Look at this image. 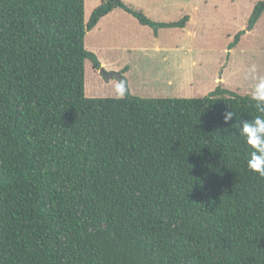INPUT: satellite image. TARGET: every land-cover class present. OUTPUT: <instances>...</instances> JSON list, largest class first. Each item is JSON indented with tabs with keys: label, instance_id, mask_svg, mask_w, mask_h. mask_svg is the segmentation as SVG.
<instances>
[{
	"label": "trees",
	"instance_id": "16d2710c",
	"mask_svg": "<svg viewBox=\"0 0 264 264\" xmlns=\"http://www.w3.org/2000/svg\"><path fill=\"white\" fill-rule=\"evenodd\" d=\"M85 2L0 0V264H264V177L238 131L260 115L251 96L86 97L102 19L190 17L106 0L86 21Z\"/></svg>",
	"mask_w": 264,
	"mask_h": 264
},
{
	"label": "rangeland",
	"instance_id": "374dc122",
	"mask_svg": "<svg viewBox=\"0 0 264 264\" xmlns=\"http://www.w3.org/2000/svg\"><path fill=\"white\" fill-rule=\"evenodd\" d=\"M105 1L86 0V21ZM122 1L154 22H178L186 16L190 21L184 29L155 32L119 9L102 19L87 34L86 48L102 66L106 64L108 69L102 68L108 73L123 75L124 83L106 80L87 61L86 97L120 98L129 91L141 98H203L218 86L251 96L264 78V14L255 29L229 50L234 37L247 28L255 6L264 0ZM145 46H159L162 52H144ZM126 65L130 69L124 74Z\"/></svg>",
	"mask_w": 264,
	"mask_h": 264
},
{
	"label": "clouds",
	"instance_id": "9594fccd",
	"mask_svg": "<svg viewBox=\"0 0 264 264\" xmlns=\"http://www.w3.org/2000/svg\"><path fill=\"white\" fill-rule=\"evenodd\" d=\"M251 71H256L255 66ZM251 99L255 102L256 110L260 115L251 120H243L238 131L251 149L250 157L247 160L248 170L264 177V78H260L256 83ZM234 116L232 111H226L223 114L224 123L232 121Z\"/></svg>",
	"mask_w": 264,
	"mask_h": 264
},
{
	"label": "crops",
	"instance_id": "0c3cea01",
	"mask_svg": "<svg viewBox=\"0 0 264 264\" xmlns=\"http://www.w3.org/2000/svg\"><path fill=\"white\" fill-rule=\"evenodd\" d=\"M150 49H152L153 50V52L154 53H161L162 52V48H160L159 46H154L153 48H150V47H148V46H145V47H142L141 48V50L143 51L144 50V52H152V51H150ZM133 50H138L136 47L133 49ZM167 58H165V63H167V60H166ZM103 63V66L102 67H105V68H107V66H106V64L104 63V62H102ZM108 69V68H107ZM115 69H117V67L116 68H114V70ZM130 69V67L129 66H125V72H124V74H126L127 72H128V70ZM170 78L171 77H169V81L170 82H172V80H170Z\"/></svg>",
	"mask_w": 264,
	"mask_h": 264
},
{
	"label": "water",
	"instance_id": "95a60500",
	"mask_svg": "<svg viewBox=\"0 0 264 264\" xmlns=\"http://www.w3.org/2000/svg\"><path fill=\"white\" fill-rule=\"evenodd\" d=\"M99 71H100V74H102V76L108 81H110L112 79H118L124 83L123 75H121L120 73H117V72L108 73L103 68H101ZM220 79H222V78L220 77Z\"/></svg>",
	"mask_w": 264,
	"mask_h": 264
}]
</instances>
